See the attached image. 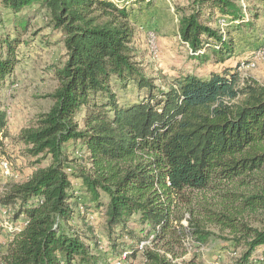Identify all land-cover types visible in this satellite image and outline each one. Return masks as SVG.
<instances>
[{"label":"trees","instance_id":"1","mask_svg":"<svg viewBox=\"0 0 264 264\" xmlns=\"http://www.w3.org/2000/svg\"><path fill=\"white\" fill-rule=\"evenodd\" d=\"M1 1L15 14L36 4L46 8L63 37L66 60L54 71L52 106L16 137L35 164L50 162L6 185L1 203L14 206L15 219L23 215L27 223L12 234L0 264H108L97 238L86 237L94 231L91 211L104 212L109 248L120 257L126 253L128 264L139 252L143 264H203L198 256L179 262L175 250L220 236L207 224L227 230L231 244L242 247L236 264L264 263V85L242 79L238 65L208 77L187 72L166 88L157 86L137 61L127 2ZM190 7L179 19L181 40L202 64L211 56L225 62L233 39L203 16L218 13L247 24L242 6L238 0H191ZM28 27L29 20H21L14 36L0 39V155L11 136L2 92L20 62L17 49ZM114 80L146 93L121 104ZM69 148L85 149L90 170L78 167ZM71 177L82 180L86 198L78 197ZM222 185L228 187L224 210L201 206L203 222L179 211L185 191ZM77 218L86 221L87 232L74 226ZM143 241L149 244L140 248Z\"/></svg>","mask_w":264,"mask_h":264},{"label":"rangeland","instance_id":"2","mask_svg":"<svg viewBox=\"0 0 264 264\" xmlns=\"http://www.w3.org/2000/svg\"><path fill=\"white\" fill-rule=\"evenodd\" d=\"M114 1L118 4L127 2V6L131 10V20L136 27L134 44L137 48V61L142 64L148 76L155 79L157 86L166 88L172 80L189 72V69L192 70V73H204L206 76L215 70L222 71L225 67L216 65V58L213 56L202 64L199 59L190 54L188 45L181 40L178 32L179 19L184 13L190 12L191 0ZM244 2L247 15L245 21L248 23H229L224 29L225 37L227 39L232 38L234 43V52L232 56H228L229 59H226L225 64L236 69L241 61L254 56L264 39V0H244ZM253 13H257L258 18H253ZM217 15L218 13L208 16L206 13L203 19L208 20L211 27L219 29ZM48 16V10L38 4L15 14L4 7L0 0V39L7 34L11 36L16 34L15 23L25 19L29 20L27 31L21 35L23 42L17 49L20 62L15 68L12 81L2 92L3 104L9 116L11 135L6 140L4 154L12 163L13 176L10 175L7 178L0 176V192L2 188H6L8 183H21L28 178L36 167L45 166L50 162V158H46L40 165L35 164L34 158H28L25 155L24 145L16 138L21 129L33 125L39 115L47 112L52 106L53 100L49 95L58 85L54 71L56 67H61L66 60L61 32L53 29ZM150 32L156 35L160 50L158 55L151 54L148 49L147 39ZM238 71L242 79H256L264 85V60L260 61L255 68L243 67L242 69L238 68ZM114 88L121 104L138 101L146 93L145 90H139L133 83L122 86L115 80ZM82 117L83 113L78 114V119L82 120ZM68 153L72 159H78L75 163L79 168L86 167L90 170V166L83 161L86 157L84 148H78L76 151L69 148ZM71 178L75 190L78 191V197L86 198L82 180ZM221 188L223 189L185 191L186 201L181 202L182 206L179 211L187 217L198 219L201 222L205 221L203 220V213L200 211L201 206L206 205L218 211L224 210V207L227 206L222 195L227 192L228 187L222 185ZM102 200L107 201L105 194H103ZM92 207L94 206L92 205ZM191 210H194V215H190L189 211ZM89 214L91 222L88 223L94 228L92 233L87 232L89 226L85 220L75 219L74 226L83 232H87L86 237H96L100 243L98 251H107L106 263L113 264L116 259L120 258V255L112 253L107 243L105 214L103 211H91ZM252 221L254 222V220ZM187 223V220H183L184 225ZM130 226L135 229L139 228L138 223L134 221L130 223ZM205 229L220 236H213L209 243L202 247L186 241L184 247H177L178 249L175 250L181 255L177 261L181 262L184 259L198 256L203 264H236V259L241 255L242 247L235 248L231 244V241L228 240L229 232L211 224H207ZM0 234L7 235L2 228H0ZM87 242L95 252L96 245L93 240H87ZM5 249V245H0V258ZM262 251L263 247H260L255 253L260 254ZM143 261L142 254L139 252L132 264H143ZM123 264H128V261L125 260ZM261 264L264 263L261 262Z\"/></svg>","mask_w":264,"mask_h":264},{"label":"built area","instance_id":"3","mask_svg":"<svg viewBox=\"0 0 264 264\" xmlns=\"http://www.w3.org/2000/svg\"><path fill=\"white\" fill-rule=\"evenodd\" d=\"M114 1V0H113ZM240 3V5L242 6L243 12L246 15V9H245V2L244 0H238ZM116 2V1H114ZM218 25L219 28L221 29L222 33L225 35V27H227V25L230 24H237L238 22L233 20L230 16L228 15H221L218 14ZM148 49L150 51L151 54L153 55H158L159 53V45L157 43V38L156 35L152 32H150L148 34ZM188 45V43H186ZM189 47V45H188ZM190 49V48H189ZM205 50H200L197 52L198 53H202ZM190 53H192L191 49H190ZM264 60V39L261 43V45L259 46V48L257 49V51L255 52L254 56L250 59L247 60H243L239 63V69H242L243 67L245 68H255L257 67V65L259 64L260 61ZM13 176V167H12V163L10 161V159L5 155V154H1L0 155V176L3 178H7L9 176ZM6 188H2L1 192H0V196L2 197V195L4 194ZM82 210V207H81ZM88 222L90 221V214L88 213ZM93 218V216H91ZM91 222V221H90ZM89 222V223H90ZM26 220L25 217L23 215H21L20 217H18L17 219H15V209L14 206L12 205H4L1 203L0 201V228L3 229V231H5L7 233V235L3 236L0 234V245H7L12 237V234L21 231L24 226L26 225ZM149 244V241H143L140 244V248L145 247L146 245ZM126 253H124L122 255V257L116 259V261H114L113 264H123L125 259Z\"/></svg>","mask_w":264,"mask_h":264},{"label":"crops","instance_id":"4","mask_svg":"<svg viewBox=\"0 0 264 264\" xmlns=\"http://www.w3.org/2000/svg\"><path fill=\"white\" fill-rule=\"evenodd\" d=\"M229 59V58H228ZM227 62V60H225V62H217L216 65H221L222 67L224 66H227V67H230L229 65L225 64ZM189 72H192L191 69L188 70ZM216 71H220V70H216ZM199 76H205L204 73H201V74H197ZM205 77H208V75H206Z\"/></svg>","mask_w":264,"mask_h":264}]
</instances>
